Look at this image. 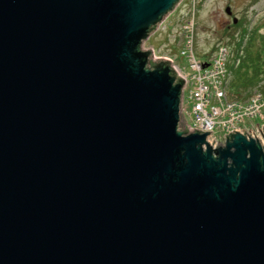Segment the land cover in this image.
Listing matches in <instances>:
<instances>
[{"label": "water", "instance_id": "water-1", "mask_svg": "<svg viewBox=\"0 0 264 264\" xmlns=\"http://www.w3.org/2000/svg\"><path fill=\"white\" fill-rule=\"evenodd\" d=\"M180 1L0 0V264H264V134L143 48Z\"/></svg>", "mask_w": 264, "mask_h": 264}, {"label": "built area", "instance_id": "built-area-1", "mask_svg": "<svg viewBox=\"0 0 264 264\" xmlns=\"http://www.w3.org/2000/svg\"><path fill=\"white\" fill-rule=\"evenodd\" d=\"M187 28L190 33L184 35V46L180 53L188 61V72L179 70L170 55L153 57L154 60L156 58L171 60L177 73L183 77L181 127L188 132L200 129L211 130L206 139L213 146L223 144L226 135L234 131L245 132L263 141L264 89L261 88V83L247 99L230 96L228 91L232 72L229 64L232 62L238 64V56L232 59L233 54L229 46L220 42L216 44L208 60H198L193 50L190 26L188 25ZM245 119L250 121L249 125H246Z\"/></svg>", "mask_w": 264, "mask_h": 264}, {"label": "rangeland", "instance_id": "rangeland-1", "mask_svg": "<svg viewBox=\"0 0 264 264\" xmlns=\"http://www.w3.org/2000/svg\"><path fill=\"white\" fill-rule=\"evenodd\" d=\"M229 3L230 10L243 18L241 28L254 29L256 37L253 38V50L264 56V0H181L174 10L169 13L157 30L143 43V48L151 49L153 57L172 56L173 63L182 72L189 71V64L186 58L180 53L184 46V35L190 33V26L193 36V50L200 61H206L216 44L224 42L232 51L233 57L240 59L243 49L236 55V43L239 39L237 27L227 28L225 21V3ZM190 22L192 23L190 25ZM237 31L232 37L231 33ZM254 35V36H255ZM152 57V59H153ZM231 60V57H230ZM261 88L264 89V78ZM258 86V85H257ZM257 86L241 93V99H247L249 94ZM230 96H236V91L230 87ZM246 125L249 120L245 119ZM225 141V140H224ZM224 143V142H223Z\"/></svg>", "mask_w": 264, "mask_h": 264}, {"label": "trees", "instance_id": "trees-1", "mask_svg": "<svg viewBox=\"0 0 264 264\" xmlns=\"http://www.w3.org/2000/svg\"><path fill=\"white\" fill-rule=\"evenodd\" d=\"M242 23L240 21L235 25L238 29L240 28L235 54L237 55L240 49H243V54L238 64L235 65L233 62L229 64L232 72L230 87L236 91L234 97L238 98L242 97V92L257 86L264 78V56L262 57L259 51L252 49L254 45L253 38L256 37L255 30H249L246 27L241 28ZM236 34L237 31L231 33L232 37Z\"/></svg>", "mask_w": 264, "mask_h": 264}, {"label": "flooded vegetation", "instance_id": "flooded-vegetation-1", "mask_svg": "<svg viewBox=\"0 0 264 264\" xmlns=\"http://www.w3.org/2000/svg\"><path fill=\"white\" fill-rule=\"evenodd\" d=\"M223 1H229V0H223ZM229 3H225V12L227 14V19L225 21V24L227 26V28H233L235 27V25L238 23V22H243V18L240 17V16H237L233 11L232 9L230 10L231 12H227L226 11V7L229 6L228 5ZM235 19V20H234Z\"/></svg>", "mask_w": 264, "mask_h": 264}]
</instances>
